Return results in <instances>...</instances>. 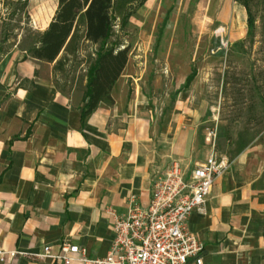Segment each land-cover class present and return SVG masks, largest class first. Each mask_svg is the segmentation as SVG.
Masks as SVG:
<instances>
[{
	"label": "crops",
	"instance_id": "obj_1",
	"mask_svg": "<svg viewBox=\"0 0 264 264\" xmlns=\"http://www.w3.org/2000/svg\"><path fill=\"white\" fill-rule=\"evenodd\" d=\"M13 54L0 58V264H56L40 255L62 241L103 257L112 213L147 206L157 173L171 160L188 172L209 148L198 159L190 138H168L169 124L122 110L114 91L122 74L112 102L82 116L84 93L54 86L56 61ZM251 147L187 219L204 244L202 264H264V140Z\"/></svg>",
	"mask_w": 264,
	"mask_h": 264
},
{
	"label": "rangeland",
	"instance_id": "obj_2",
	"mask_svg": "<svg viewBox=\"0 0 264 264\" xmlns=\"http://www.w3.org/2000/svg\"><path fill=\"white\" fill-rule=\"evenodd\" d=\"M56 7L57 0H0V58L32 57ZM113 16L106 48L128 49L114 90L122 110L169 124L168 138H190L198 159L213 146L231 162L226 172L237 153L264 140V0H115ZM98 49L79 42L63 52L54 86L84 93Z\"/></svg>",
	"mask_w": 264,
	"mask_h": 264
},
{
	"label": "built area",
	"instance_id": "obj_3",
	"mask_svg": "<svg viewBox=\"0 0 264 264\" xmlns=\"http://www.w3.org/2000/svg\"><path fill=\"white\" fill-rule=\"evenodd\" d=\"M207 136L209 141L215 134L210 131ZM230 166L213 146L188 172L171 160L154 176L147 206L131 200L126 214L112 213L113 239L105 256L90 257L84 247L67 241L60 243L56 253L44 247L40 256L56 264H202L204 244L188 230L187 219L202 207L215 180ZM3 255L0 249L1 259Z\"/></svg>",
	"mask_w": 264,
	"mask_h": 264
},
{
	"label": "trees",
	"instance_id": "obj_4",
	"mask_svg": "<svg viewBox=\"0 0 264 264\" xmlns=\"http://www.w3.org/2000/svg\"><path fill=\"white\" fill-rule=\"evenodd\" d=\"M114 2L115 0H57L51 21L41 33L38 44L29 51L38 60L58 63L62 53L71 46H77L79 42L99 45L86 72V102L82 116L92 112L101 101L112 102L110 92L127 63V47L119 49L113 44L106 48L114 25ZM251 24L252 19L248 16V29ZM195 74L196 70L192 69L182 88L189 86Z\"/></svg>",
	"mask_w": 264,
	"mask_h": 264
}]
</instances>
